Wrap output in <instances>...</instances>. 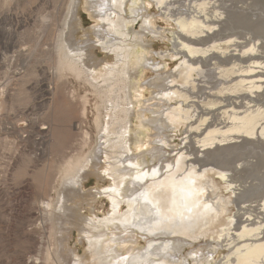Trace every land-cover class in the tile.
Segmentation results:
<instances>
[{"label": "rangeland", "instance_id": "374dc122", "mask_svg": "<svg viewBox=\"0 0 264 264\" xmlns=\"http://www.w3.org/2000/svg\"><path fill=\"white\" fill-rule=\"evenodd\" d=\"M144 1L152 17L153 30L165 36H153L151 33L146 36V39L150 40L151 44L149 43L148 49H152L155 62L163 64L162 68H164L161 69L164 73L163 77L165 79L168 77L167 81L164 80L163 85L166 86L168 84L171 79H169L171 72L179 73L180 64L186 58L190 59L194 67L192 75L196 88L192 89L190 87L192 82L185 80L188 77L187 75L180 84L175 83V85L180 86V88H187L192 100L198 101V104H202L203 101L206 102V95L210 94L211 98L212 94H215V91L221 88H226L227 91L228 89L229 91L232 90L231 92L228 91L227 94L219 93V95H216L219 96L220 101L222 99L224 101L221 102L220 107L217 105L219 108L215 109V113L220 114L222 109L224 111L227 110L228 114L226 113L225 115L227 124L228 122L230 124L231 120L230 125L233 124L235 126L238 124L244 127V130L240 133L233 132V134L231 132L227 134L214 133V137H207L213 140L215 139V135L222 136L216 137L215 144L210 148L215 150V152L217 151V153H213V155L215 154L214 156L211 154L213 158L204 153L205 157L204 155H197L196 159L204 157L203 159L206 161V158L210 156V161H208V158L206 163L202 161L201 164H206L205 167H212L221 173L226 172L232 179L240 180L244 184V190L241 192V196L238 197L239 199L237 198L238 200H233L232 203L228 204L226 201L223 203L220 201V199L226 200L225 197L229 195V189L218 174H210L204 183V187L208 186L205 188L210 193V197L214 201L217 210L219 211L221 207L224 208L223 216L225 213L233 215L239 211L241 212L240 217H238L239 222H237V225L233 229L237 235L241 232L242 226L246 223L248 224L247 221L242 222L245 219L242 214L243 210L240 207L246 206L245 208L248 210L249 206L247 205L252 203L251 206L253 208L249 207L251 209L250 212L253 210L257 213L261 208L259 206L264 201V134L262 131L257 133L258 135L256 136L255 134H245L248 130L246 129L248 121L246 119L245 121L244 119H239L236 122V119L233 120L231 116L236 113V115H239L241 112L240 117L245 114H256L259 116L260 112H264V93L262 91L263 94H259V98H257L256 96L258 95H251L244 88H241L240 91H234L232 88H234L233 84L236 80L232 81L227 76L230 73L229 69L232 67L231 65L235 64V58H237L235 60L237 61L236 64L238 63L239 66L243 65L241 66L242 68L255 65L257 69H255L256 72L254 73H260L261 76H264V0H220L222 3L219 0H185L182 3H173V6L168 8L169 15L165 14V9H160L156 2L151 0ZM188 1L191 2L189 8L184 5ZM74 2L75 0H0V264H97L90 254L92 247L89 246V236L84 231V222L92 220V224H98L101 220L107 219L109 214L113 213L108 199L102 195L108 182L106 179L93 174L97 168L91 162L95 159V157H91V151H93L97 133L95 119L102 112L100 110L98 113L101 101H99L94 87L90 85V82H92L90 78L77 76L74 73L72 68L76 60L74 61V58L67 55H62L64 59L60 58L61 52L59 51L60 46H58L61 38L60 34L64 35L62 29L64 28L65 20L69 18L70 6ZM80 2L78 3V13L75 17L77 23L75 26L76 31L74 30L72 33L73 37L71 38L77 39V42L83 41L87 38L89 32L90 38L95 40L96 37L91 34L95 21L88 14L90 12L88 10L89 7L84 8L87 6L85 0H80ZM135 7L136 3L134 4L130 1L125 14L126 22L131 19V23L128 22L127 27V36L129 38L127 40L131 47L130 53L132 58L130 65L133 69L131 68L130 72L134 74V77L131 78L133 82L137 80V75L135 74L138 69L137 67L145 65V61H139V54H137L142 50L138 42L140 39L138 37L134 38V36L136 37V33L140 31L144 32L145 29H149L144 27L143 19L132 21V17L136 15ZM240 7L246 10H242ZM140 9L138 8V10ZM182 9L184 10L183 12L186 11L184 15H190L189 18L192 15L196 18L201 16L198 18L201 21V39L191 37V35L187 36L181 31L176 19L178 16H181ZM234 21L237 22L235 23ZM209 23H212V29L208 28ZM200 27H195L193 32L199 33ZM175 31L181 32L182 37L190 41V45L200 50L211 49L217 43H224L229 39H234L232 44H235V42L236 44L231 47L236 48L235 57H231L230 54L228 56H220V54H216L217 51L215 50H210L207 54L208 56L204 57L201 53H198L193 58L186 51V53L180 52L179 54L170 56V52L174 51L171 34ZM195 40L196 44L193 45ZM176 42L179 44L178 40ZM252 46L254 47L253 51L243 55L240 54ZM155 52L162 53L163 56L159 57ZM92 53L93 55L90 54L88 57L92 58L94 56L96 62H99V66L101 67L104 66L105 60L109 61V63H115L116 61L115 55H106L105 50L100 44L94 46ZM216 55L220 57V61H218ZM212 57L215 60L210 59ZM232 59L234 60L232 61ZM217 61L218 65L220 63L219 69H215L213 66V63ZM220 70L223 73H220L223 75L222 77L218 76ZM235 73L237 75L239 72L235 71ZM240 73L242 75L244 72ZM225 74L227 76H224ZM261 76L258 75L257 77L264 79ZM153 77H157V74L149 70L147 75L144 76V83ZM100 79L97 81L100 82ZM148 90H151V88ZM246 93L249 94V97L248 95L245 96ZM144 94L146 98L151 97L148 91L144 92ZM250 97L251 102L249 100ZM215 98L212 97V99ZM243 98L245 99L243 100ZM235 99H238V104L232 105V101ZM248 105L250 108H248ZM136 106L138 107V105H135V110L139 111V108ZM232 112H235V114ZM202 113H199V111L192 112L191 115L188 114V116L192 117L187 120L192 121V124L196 126L202 120ZM183 120H185V116ZM260 120L258 119L259 124L256 129L264 123V118H260ZM240 121L243 124H240ZM131 123L134 125V131H137L139 129L138 125L141 124L139 118H134ZM227 124H219L220 126L217 125V127H222L221 130L224 131L233 126ZM176 126L174 129L171 128L168 131L170 137L168 143L170 146L167 149L170 152V156H175L174 153L178 152L186 144H189V142L190 144L192 143L194 152L197 151L198 144H195L194 140L184 143L185 136L191 135L193 138L196 131L193 129L186 135L183 122L178 121ZM41 127L45 128L41 129ZM226 135H230L228 136L230 138L232 136L234 140L229 141V138V142L225 141L227 143L224 144L218 142V140L224 138ZM245 139L248 140L246 141ZM249 139H252L250 140L252 143ZM136 149L133 148V154L138 153L139 150L137 149L136 151ZM88 153L90 155H88L90 162L82 164L84 166H78L80 162L79 158L81 156L85 157ZM218 154L219 156H217ZM103 158H101L102 162ZM68 160L70 163H74V170L70 174H64L63 166ZM140 162L143 164L142 168H146L144 166L145 163L143 161ZM148 162L151 163V158L149 157ZM149 166V169L152 170L157 167L156 165L152 167L150 164ZM103 169L99 168V172ZM161 169L165 171V165H162ZM237 169H241L239 170L240 172ZM75 171L78 175L76 181H80L78 185L73 182L75 178H71V175ZM68 176L70 178H67ZM128 181L130 179L125 180L124 188H126V182ZM74 187L77 189H74ZM67 189L71 190V192L67 193V197H65ZM138 193H141L140 188L136 195ZM83 196L85 197L83 198ZM48 201L54 206V214L51 218H45L46 214L44 211H49V208H43L44 203ZM64 206L74 211V214H69L75 219L73 224L64 220L60 221V216L63 219L65 218L64 214L60 213V209L64 208ZM121 207L122 214H127V203L124 202ZM257 207L259 210H257ZM162 209L165 208L162 207ZM138 212L140 214L138 216L140 217L138 224L139 222H146L148 220L153 221L151 219L152 211L149 203H141ZM255 215L258 217L264 216V214ZM261 217L252 220V223H256L251 224L255 226L261 220L264 221V218L261 219ZM223 219L225 221L226 217ZM219 226L216 225L213 230L220 229L221 227L219 228ZM59 227L63 228L64 233L62 235L58 233ZM112 228H114V225L103 224L98 226L97 229H91L93 235H105L96 247L100 252L105 250V245L110 241L108 237L111 239V236L108 231ZM134 230L138 242H134L133 253L137 254L138 252L135 247H144L145 249L143 250H146V252L153 251L154 245H147L148 240L143 238L146 233ZM158 231L161 234H155L151 237L156 239V241H160L156 243L159 247L170 242L167 248L173 250L178 248V242H188L189 246L185 245L180 251L175 250L171 252L173 259L182 256L188 257L191 254V250L198 251V255L208 256V254H211L209 252L210 246L215 243L214 241L212 242L211 237L206 239L201 237L195 242L191 241V245L189 238L185 241L182 240L181 236L177 238L175 234L169 233V230L161 229ZM219 233L222 236L226 234V232ZM229 238L228 234L223 241L219 240L217 242L221 243L220 248L213 255L212 261L207 264H219L221 261H224L223 257L229 254L232 248V246L228 247V245H225ZM249 238L253 237L248 236ZM238 240H240L239 243H242L241 239ZM118 249L120 252L125 253L123 256H127L125 248L119 246ZM112 261V258L108 259L106 257L99 264H110ZM135 264H140V262H136ZM190 264H194L193 261Z\"/></svg>", "mask_w": 264, "mask_h": 264}, {"label": "bare ground", "instance_id": "6f19581e", "mask_svg": "<svg viewBox=\"0 0 264 264\" xmlns=\"http://www.w3.org/2000/svg\"><path fill=\"white\" fill-rule=\"evenodd\" d=\"M130 1L131 3L134 4L136 3V7H135L136 15L132 17V21L137 19H143L144 27L149 28V29H145L144 32L140 31L136 33V37L134 36V38L138 37V39H140L139 41L138 40L137 41L140 43L138 44L142 48V50L137 53L139 54V61L140 62L145 61V65H140L137 67L138 69L136 68L137 72L135 74L137 75L136 77L137 80L135 82H133L131 79L134 77V74L130 72L133 69L130 65V60L132 57L130 53L131 47L129 46L127 40L129 39L127 36V31H128L127 27H128V22L131 23V19L128 22H126L127 19L125 17L128 8V3ZM151 1L156 2L160 9L164 8L165 14L169 15L170 12L168 8H170V6H173V3L174 4H176L177 2L182 3L185 0H151ZM79 2L80 0H75V2L72 3L70 6L71 10H69L68 13L69 18L68 20H65V25L64 28L62 29L64 31V35L60 34L61 38L58 46H60L59 48V51L61 52L60 58L64 59L62 55L64 56L67 55L68 57L74 58V61L76 60L74 62V67L72 68L74 73L77 76H84V78L86 77L90 78V80L92 81L90 82V85L94 87V90L99 97V101H101V105L99 104L100 106L98 107V113L100 112V110H102V112L99 113V115L95 119L96 122L95 127L97 129V133H96L95 145L93 148L94 152L91 151V157L93 156L95 157V159L92 160L91 162L93 163L94 167L96 166L97 168V170L93 174H96L97 176L106 179L108 182V185L106 189L102 192V195H104L108 199L111 208L113 210V213L111 214L108 213L109 217L105 220H101L100 223L98 224H92L91 223L92 220L88 222H84L85 225L84 231L86 235L89 236L88 237L89 246L92 247V249L90 250V254L94 258L93 259L94 262L99 264L102 259L108 257V259L112 258L113 260L112 263L110 264H135L136 262H140V264H190L191 261H193L194 264H207L208 262L210 263V261H212V259L214 258L213 255L217 253L220 248L221 243L219 244L217 242H219V240L223 241L225 237L229 234L230 238L228 239V242L225 243V245H228V247L232 246V248L230 249L231 252L226 256H224L223 257L224 261H221L219 264L264 263V240H263L264 221L261 220L255 226L252 225L256 223V222L252 223L253 222L252 220L261 217V216L258 217L255 214L258 215L264 214V201L263 203L261 202L262 204L261 206H259L261 207L260 210L257 207V210H259V212L257 213L253 210L250 212L251 209L249 207H252L251 206L252 203L251 204L249 203V205L246 204L247 206H249L248 210L245 208L246 206L245 207L242 206L243 208L240 207V209L243 210L242 214L244 215L243 218L245 219L242 222L247 221L248 224L249 223L252 224L251 226L250 224L248 225L247 223L244 224L242 226L241 232H239L236 235L233 229L237 225V222H239L238 217H240L241 212L239 211L237 213H234L233 215H228L227 213H225L223 216L222 213L224 211V208L221 207L219 211L217 210L214 201L210 197V193L206 190L208 186H205L206 188L204 187V183L207 180V178H209L210 174L211 175L218 174L221 177V179H223V181L225 182L226 186L229 189L228 190L229 195L226 197L224 196L226 200L220 199V201L221 203L226 201V203L228 204L232 203L233 200L235 201L239 196H241L242 194L241 192L244 190V184L242 183V181L240 182V180L232 179L226 172L221 173L218 170H214V168L212 167H207V166L205 167L206 164L203 165L201 164V162L205 160L203 158L207 154L212 156L213 153H217V151L215 152V150H212L210 148L212 145L215 144L216 137L218 136L222 137V136L215 135V139L213 140L208 139L210 137L211 138L214 137L213 135L214 133L227 134L228 132H231V134H233V132L240 133L241 131L244 130L243 129L244 127H241L238 124L235 126L233 124H232L233 126L230 125L231 120H230V124L228 122L229 126H232L229 129L222 131L221 130L222 127L221 128L217 127V125L219 124L220 125L227 124V119L225 117L227 110L224 111L221 108L222 110L220 114L218 113L219 115L215 113L216 112L215 109L218 107L217 105H219L220 107L221 102L224 101V99L220 101L219 96L216 95L217 94L219 95V93L227 94L229 89L227 91L226 88L220 87L221 88L220 90L215 91V94H212L213 98L216 97L215 99H212V97L210 98L211 96L210 94L206 95L207 96L205 98L206 102L203 101L202 104H198V101L192 100L191 94L189 93V90L187 88L186 89L180 88V86L175 85V83L180 84L187 75L188 77L185 78V80L186 81L189 80L192 82L190 86L192 89L195 87L193 83L194 78L192 75L194 67L192 66L190 59H186V58L181 62L180 68L179 69L177 68L179 70L178 71L179 73H176L174 71L171 72L169 75V79L170 78L171 79L169 80L168 84H166V86L163 85L164 80L167 81L168 77L166 79L163 77L164 73L161 70L164 68V67L162 68L163 64L155 62L153 58L154 53L152 49L150 48L148 49L150 40L146 39V36L149 33H151L153 36H159V37H162L163 35L162 33L153 30L154 27L152 24V17L150 16L145 6L144 0H85L87 6L84 8L86 9L87 7H89L88 10L90 12L88 14L95 21V23L93 24V28L91 30V34H93L96 37V39L93 40L92 38H90V34L88 32L87 34L88 36L86 39L77 42V39L75 38L72 39L71 37H73L72 33L74 32L75 26L77 24L75 21L76 19L75 17L78 13ZM190 3L191 2L188 1V3L187 4L185 3L184 5H186L189 8ZM138 8L139 9L141 8L142 10L141 9L138 10ZM235 10L237 11V9ZM242 10H246V9H242ZM183 11L184 10L182 9L181 16H178L176 19L177 24L179 25L181 31L187 36L191 35V37H196L197 39H201V35H200L201 21L198 19L201 16L196 18L194 17V15H192V17L189 18L190 15H184L186 11L185 12ZM223 21L225 22V20ZM195 27H200L199 33L193 32ZM208 28L212 29V23H209ZM180 33L179 31H175L171 34L174 51L170 52L171 54L170 56L179 54L180 52L183 53L186 51L189 54V56H193V58L198 53H201V55L204 57L208 54V52H210V50H215L217 51L216 54H220V56L221 55L228 56L230 54L231 57H235L236 48L231 47L236 44V42L235 44H232V42H234V39H229L224 43L223 42L217 43L216 45H213L211 49L200 50L190 45V41L187 38L182 37ZM176 40L179 41V44L178 42H176ZM96 44H100V46L105 50L106 55L114 54L116 57L115 63H109V61L105 60L104 66L101 67L99 66V62H96L94 56L92 58L91 57L89 58L88 55L90 54L93 55L92 50ZM195 44H196V40L193 45ZM253 50L254 47L252 46L242 51L240 54L241 55L247 54L248 52H251ZM155 54L158 55L159 57L163 56L162 53L155 52ZM216 57L218 58V61H220V57H218L217 55ZM210 59H214V58L212 57ZM236 59L237 58H235V60ZM233 60L234 59H232V61ZM235 60H234L235 64L231 65L232 67L229 69L230 73L228 74V76L226 74L224 75L227 76L228 78H231L230 80L232 81L236 80V82L233 84L234 88L232 89H234V91L235 90L240 91L241 88H244L248 90L249 94L251 95L256 94L258 95L256 97L259 98V94H261L262 91L264 93V79L257 77L258 75L261 76L260 73L257 74L254 73L256 72L255 69H257L255 65H250L247 67L245 66L242 68L241 66L243 65L239 66L238 63L236 64L237 61ZM218 61L213 63L215 69L220 68L219 66L220 63L218 65ZM149 70H152L155 74H157V77H153L152 79L150 78L144 83L145 81L144 76L147 75V72ZM235 71H238L239 73L235 75L236 74ZM240 72H244V73L240 75L241 74ZM220 73H222V70H220L218 75L222 77L223 73L222 74ZM99 78H101L100 82L97 81ZM227 85L229 86V84ZM149 88H151V90H148ZM146 91H148V93L151 95L150 98H146L144 94V92ZM249 94L246 93V95L245 94L244 95L245 96L248 95L249 97ZM242 97L240 98L242 99ZM251 97L249 99L250 102H251ZM245 98H243V100ZM237 100L236 99L233 100L232 105L238 104ZM136 104L138 105V107L137 106L136 107L139 108V111L135 110ZM248 108H250L249 105ZM258 110L260 109L258 108ZM197 111H199V113H202L203 111V113H202V120H200L199 123L195 126L192 124L193 123L192 121H189L187 119L192 117V116H188V114L191 115L192 112H197ZM232 113L235 114V112ZM236 114L235 115L232 114L231 116L233 120L236 119V122L239 119L240 120L244 119V121L246 119L248 121L247 122L248 124H246L248 125L246 128L248 130L247 132L244 131L246 132L245 134L247 135L255 134L256 136L258 135L257 133L261 131L264 134L263 122H262L263 124H261L258 127V129H256L257 125L259 124L258 119L260 120V118H264V112L262 113L260 112L259 116H257L256 114L255 115L245 114L244 116L240 117L239 116L240 114L239 115ZM184 116H185V120H183ZM134 118H139L141 122V124L138 125L139 129L137 131L133 130L134 125L131 123V121ZM178 121L183 122V125L185 126L186 135L189 134L188 132H190L193 129L196 131L195 136L193 138L191 137V135L185 136L184 143H188L189 141L194 140V143L198 144V150L194 152L193 150L194 148L192 149V143L190 144L189 142V144H186L183 147L184 149L180 148L178 152L176 151L174 153L175 156L171 157L170 152L167 149L170 146L168 143V140L170 139L168 131L171 128L174 129L175 127H177L176 124L178 123ZM240 124L243 123H241L240 121ZM44 128L45 127H41V129ZM139 134L140 136H138ZM228 136L227 135L224 136V138L218 140V142H220L221 144L227 143L225 141H228V139L230 138ZM45 137L46 136L44 134V138ZM230 140H234L232 139V136L229 139V141ZM250 140L252 139H249V141ZM133 148H137L139 150L138 153L133 154ZM88 155L89 153L86 154L85 157L81 156L79 158L80 162L78 163V166H84L82 164L86 162H90V160L88 159L90 155L89 156ZM197 155L198 156L204 155V157L201 159H196ZM210 156L209 157L207 156L209 158L208 161H210L211 159ZM217 156H219V154ZM102 157H104L103 162L101 161ZM148 157L151 158V163L148 162ZM208 158H206V161ZM140 161H143L145 163L144 166H146V168L144 169L142 168L143 164H141ZM206 161L204 162L206 163ZM149 164L152 167H154L155 165L157 167L153 170L149 169L150 168ZM73 165L74 163H70L68 160L63 166V173L70 174V172L74 170ZM162 165H165L166 168L165 171L161 169ZM99 168H104V169L99 172ZM237 170L238 172H240L239 170L241 169H237ZM77 177L78 175L75 171V173L71 175V178L73 179L75 178V181L73 182L74 184L78 185L80 181L79 180L76 181ZM67 178H70V176H68ZM129 179L131 182L130 181L126 182L127 185L126 188H124L123 186L125 184V180H129ZM142 182H144V184H142ZM139 188L141 189V193H138L136 195ZM74 189L77 188L74 187ZM70 192L71 190L67 189L65 197H67V193ZM84 197L85 196H83V198ZM124 202L127 203L128 210H127V214L123 215L121 206ZM145 202L149 203L151 207V211H152L151 219H153V221L148 220L146 222L145 221L139 222L138 224L140 218L138 217L140 215L138 214L139 207L141 203L144 204ZM53 207L54 206H52V204L49 203V201L44 203L43 208L45 209L49 208V211L48 210L44 211V213L46 214L45 218L52 217V215L54 214ZM162 207H164L165 209H162ZM60 213L64 214L65 216L64 219L63 217L60 216L61 222L62 220H64V221H68V223L70 224L74 223L73 221H75V219H73V217L69 215V214L71 215L74 214L73 210H69V208H66V206H64V208L60 209ZM225 217L226 220L224 221L223 218ZM262 218H264V216L261 217V219ZM103 224L114 225V228L108 231L109 235L111 236V239L108 237L110 241L105 245L104 247L105 250L103 252H100L98 249H96V247L98 244H100V240L103 237H105V235L103 234L93 235L91 233V229L92 230L97 229L98 226ZM216 225L218 226L220 225L219 228L220 227L221 228L213 230V228ZM61 227H59V232H58L60 233V235L64 233L63 228ZM134 229H136L138 232L140 231L146 233L143 236V238L144 239L146 238L148 240L147 245L150 246L154 245L153 251L146 252V250H143L145 249L144 247H140V248L135 247L138 252L137 254L133 253L132 248L134 242H138V238H136L134 234L135 232ZM161 229L169 230L168 231L169 233L175 234L176 235L175 237L177 238L178 236H181L183 238L182 240L185 241L187 238H189L190 242L191 241L195 242L199 240V238L201 237L205 239L211 237L212 242L213 241L215 242L214 245L210 246L209 252L211 254H208V256H203L202 254L198 255L197 253L198 251L196 252L191 250V254H189L188 257L182 256L173 259V257L171 256V252L175 250L180 251L181 249L184 248L185 245H188L187 244L188 242L187 243H182V241L178 242V248H175L173 250L167 248L169 246L168 243L170 242L164 244V246L159 247L157 246L156 243L160 241H156V239H153L151 236L155 234H161V232L158 231ZM219 232L222 233L226 232L227 235L225 234L223 235L225 237H223ZM234 236L236 237L235 239ZM248 236H252L253 238L248 239ZM237 238L241 239L242 243H239L240 240H238ZM119 246H122L127 250L126 257L123 256L125 253L120 252V250L118 249Z\"/></svg>", "mask_w": 264, "mask_h": 264}]
</instances>
